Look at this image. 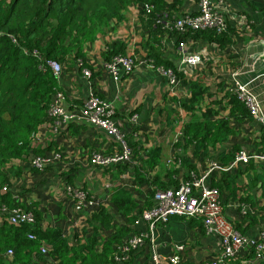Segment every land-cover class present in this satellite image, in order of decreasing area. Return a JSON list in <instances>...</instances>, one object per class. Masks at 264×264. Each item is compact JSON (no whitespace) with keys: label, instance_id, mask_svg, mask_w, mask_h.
<instances>
[{"label":"crops","instance_id":"0c3cea01","mask_svg":"<svg viewBox=\"0 0 264 264\" xmlns=\"http://www.w3.org/2000/svg\"><path fill=\"white\" fill-rule=\"evenodd\" d=\"M211 2L215 12L224 17L229 35L234 33L233 41L221 48L213 41L188 35L183 38L182 51L177 38L169 35L163 43L164 57L179 71L177 86L145 64L118 78L104 67L103 52L113 43H123L126 55L147 60L150 36L139 18L140 4H131L122 20L89 44L85 58L91 67L89 78L78 63L62 67L58 80L64 108L79 109L89 92H95L111 103L117 125L135 146V159L150 158L157 163L148 165L146 180L139 182L136 170L141 164L132 158L119 164L90 162L93 153L110 155L120 150L119 144L97 126L85 120L44 123L33 145L59 154L54 170L36 173L24 164L26 170L10 187L20 201L38 202L44 227H60L66 235H72L87 226L89 210L78 206L77 199L66 192V184L114 212L110 197L117 190L132 193L142 207L151 178L158 176V189L175 187L191 174H202L211 162L228 166L230 156L240 149L248 154L264 152L262 126L251 116L243 117L229 103V90L237 79L264 110V0ZM183 11L197 13L198 0H184ZM186 53L199 54V62L186 65L182 61ZM194 83L198 85L196 94L191 86ZM205 119L223 122L229 129L214 144L200 143L199 137H192L196 125ZM219 131L211 125L208 137ZM206 183L219 188L223 213L238 231L249 237L262 234L264 239V164L251 157L247 163L213 170ZM133 228L145 237L132 252L129 264H170L167 256L176 244L183 245L182 256L192 264L213 259L221 252L220 241L205 232L199 218L172 216L164 224L156 223L151 232L144 222L133 223ZM153 253L159 258L156 263L151 258ZM232 260L228 264L260 262L246 255Z\"/></svg>","mask_w":264,"mask_h":264},{"label":"trees","instance_id":"16d2710c","mask_svg":"<svg viewBox=\"0 0 264 264\" xmlns=\"http://www.w3.org/2000/svg\"><path fill=\"white\" fill-rule=\"evenodd\" d=\"M183 2L184 0H0V264L130 263L134 251H130L127 259L121 262L118 255L126 238L137 233L133 223L142 209L154 204V194L161 187L158 176L149 180V190L142 207L132 193L124 189L117 190L110 197L115 211L98 204L89 211L87 226L72 235H66L60 227H44L41 223L43 211L38 207V202L30 200L26 204L15 199L10 187L26 170L24 164L36 173L54 170L55 162L42 169L31 164L34 155H44L49 150L33 145L39 128L51 120L59 121V117L50 114V108L55 94L62 92V88L58 77L47 65V60H56L61 67L75 62L79 64L81 71L84 68L90 70L85 59L89 44L122 20L131 4L141 5L139 18L149 31L146 61L171 68L178 79L179 71L164 57L163 43L169 35H174L178 42L188 35L193 38L202 37L217 43L221 48L233 41L234 33L230 36L227 28L221 32L215 29L182 32L167 25L168 22L189 14L183 11ZM145 5L149 6V12ZM194 14L196 13L190 15ZM116 55H126L123 43H113L103 52L105 62ZM195 83L191 85L194 94L198 87ZM229 94V103L243 117L250 116L237 96L231 92ZM211 125L220 131L208 137ZM200 128L202 131H199ZM228 130L223 122L205 119L196 125L192 137H199L200 143L211 141L214 144ZM125 140L132 150L128 161L132 158L141 164L136 174L139 182H143L146 180L145 169L156 164L157 160L135 159L134 144H131L126 135ZM153 153L154 150L149 155ZM230 157L233 159L234 156ZM65 179L70 182L68 177ZM14 207L30 212L33 222L11 223L5 210ZM29 234L34 237L29 238ZM41 246L46 247L47 253L40 251ZM256 253L251 248L242 255L255 258ZM260 256L259 264H264V250L260 252ZM238 257L226 258L225 262L232 263V259Z\"/></svg>","mask_w":264,"mask_h":264},{"label":"built area","instance_id":"2783aa9c","mask_svg":"<svg viewBox=\"0 0 264 264\" xmlns=\"http://www.w3.org/2000/svg\"><path fill=\"white\" fill-rule=\"evenodd\" d=\"M199 11L194 14H186L168 22L167 25L179 29L182 32H196L204 29H215L217 32L226 30V21L224 17L213 9L211 0H198ZM149 12V6H144ZM179 48L183 51L184 42H178ZM182 61L189 66L199 62V54L186 53ZM47 65L54 75L59 77L62 67L56 60H47ZM145 64L147 67L154 69L159 74L168 78L172 86H177L179 79L171 68L156 66L147 61L136 60L129 55H116L109 62L104 63V67L114 78L122 74L130 73L136 66ZM83 75L90 77V70L84 68ZM245 105L250 116L255 119L263 128L264 132V110L256 96L241 81L234 79L230 90ZM64 95L57 92L54 102L50 108V114L59 117L61 123H67L73 120H85L112 137L120 146L117 153L103 155L93 153L90 162L95 164H116L126 162L131 155V149L127 145L125 135L114 119V110L108 101L99 97L95 92L90 91L87 98L79 109L67 111L64 106ZM135 116L132 117V120ZM59 154L47 152L44 155H34L31 159L32 166L42 169L46 165L56 162ZM264 164V152L248 154L245 150H238L228 166H222L217 162H211L207 169L200 175H189L179 185L175 187L157 190L154 194V204L151 207L142 209L134 224L144 222L147 224L150 232L156 223H166L172 216H183L199 218L202 221L206 233L216 237L221 243V252L217 257L201 262L200 264H226V258H235L242 255L247 250L254 248L256 250V259H260V252L264 250V239L262 234L256 237H249L241 234L232 222H230L223 213L222 202L219 190L206 183V178L215 169H229L237 163H247L250 158ZM66 192L76 198L78 206H84L87 210H93L98 203L89 199L87 194L71 185L66 184ZM15 199L19 200L15 196ZM8 214V220L13 224L32 223L33 215L21 207H14L5 210ZM29 238L34 235L29 234ZM143 234L134 233L126 238L121 247V253L118 260L121 262L127 259L130 251L138 249L143 241ZM183 245L176 244L173 251L167 256L170 264H192L188 263L182 256ZM42 253H47L45 246L40 247ZM10 252V251H9ZM152 261H158V255L152 254Z\"/></svg>","mask_w":264,"mask_h":264},{"label":"rangeland","instance_id":"374dc122","mask_svg":"<svg viewBox=\"0 0 264 264\" xmlns=\"http://www.w3.org/2000/svg\"><path fill=\"white\" fill-rule=\"evenodd\" d=\"M117 142V141H116ZM127 162V161H126ZM120 163H125V162H120Z\"/></svg>","mask_w":264,"mask_h":264}]
</instances>
